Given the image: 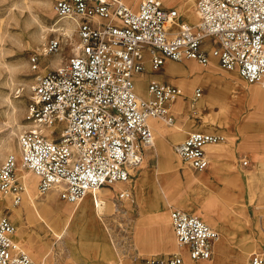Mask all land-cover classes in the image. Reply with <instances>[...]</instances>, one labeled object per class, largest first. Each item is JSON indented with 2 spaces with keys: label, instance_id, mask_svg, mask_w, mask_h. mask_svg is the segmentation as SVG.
Masks as SVG:
<instances>
[{
  "label": "built area",
  "instance_id": "obj_1",
  "mask_svg": "<svg viewBox=\"0 0 264 264\" xmlns=\"http://www.w3.org/2000/svg\"><path fill=\"white\" fill-rule=\"evenodd\" d=\"M196 9L199 24H190L164 0H55L58 21L74 24L76 41L65 62L36 76L28 104L31 128L19 136L21 164L38 176L40 194L61 187V197L76 203L90 189L115 188L132 179L145 163L146 146L154 142L150 119L172 124L173 103L184 96L180 86L156 79L148 81L147 97L138 95L137 78L160 71L168 60L208 65L215 58L264 87V0H197ZM64 40V32L51 38L31 57L32 69L40 68V56L59 53ZM201 95L196 88L192 101ZM226 141L223 134L195 130L176 151L187 167L203 172L210 167L207 145ZM18 166L14 153L0 166V195L10 196L14 205L26 193ZM114 194L117 203L133 201L129 189ZM3 213L0 264H36L15 242L16 227ZM168 215L178 246L192 260L213 256L219 235L214 227L173 204ZM145 262L185 264L180 252ZM247 264H264V245Z\"/></svg>",
  "mask_w": 264,
  "mask_h": 264
},
{
  "label": "rangeland",
  "instance_id": "obj_2",
  "mask_svg": "<svg viewBox=\"0 0 264 264\" xmlns=\"http://www.w3.org/2000/svg\"><path fill=\"white\" fill-rule=\"evenodd\" d=\"M189 1L164 0V4L194 24L184 11ZM54 3L0 0V166L10 153L17 155L20 134L31 128L28 104L36 76L65 62L73 52L74 24L58 21ZM192 5L193 0L194 11ZM69 25L72 36H65L61 51L40 56V68L33 70L31 57L43 52L51 38L64 32L60 28L66 30ZM152 73L184 91L173 103L174 121L157 120L155 146L147 151L143 167L127 183L98 189L102 202L100 206L90 202L92 213L78 212L86 199L71 203L52 189L40 194L38 176L26 169L19 175L26 177L24 181H36L37 189L23 193L19 205L10 196L0 195V213L11 218L15 240L36 264H147L148 257L176 252L182 254L185 264H247L252 252L264 245V87L225 69L215 58L208 65L193 59L168 60ZM139 83L145 90L146 80ZM196 88L202 89V95L192 101ZM236 91L246 96L234 104V117L225 118L219 104L231 102ZM194 130L227 137L225 143L211 146L212 163L203 173L187 167L176 151ZM162 140L166 149L161 147ZM232 178H238V186L228 189L225 183ZM116 189H129L133 201L115 202ZM168 202L192 211L218 231L210 259L192 261L187 250L178 246L166 211ZM229 216L231 222L226 221Z\"/></svg>",
  "mask_w": 264,
  "mask_h": 264
},
{
  "label": "bare ground",
  "instance_id": "obj_3",
  "mask_svg": "<svg viewBox=\"0 0 264 264\" xmlns=\"http://www.w3.org/2000/svg\"><path fill=\"white\" fill-rule=\"evenodd\" d=\"M190 2H192V0H190L189 2H187V3H185L184 4V11L186 12V13H188V17L190 18V20L194 23V24H199V21H200V18H199V14H198V11H197V9H196V3H195V1L193 0V4L194 5H192V6H194V11H192V7L190 6ZM181 15V14H180ZM181 17V16H180ZM70 23V22H69ZM71 31H72V26H67V29L65 30V28H64V33H65V36H72L71 35ZM58 63V62H57ZM60 64V63H59ZM58 64V65H59ZM57 65V66H58ZM181 83H186V82H181ZM192 83V82H191ZM137 89H138V91H140L141 93H144V88H143V85L141 84V83H138V85H137ZM256 91H253V93H255ZM235 94L233 95V97H234V99H232L231 100V102L229 101V103H223V104H219L220 105V107H221V115L223 116H225V118H232V117H234L233 115H232V112L234 111V109H236V106H234V104L235 103H239V97L241 98V96H246V94L243 92V91H236V92H234ZM258 94V93H257ZM139 95V94H138ZM139 96H142V95H139ZM143 97H147V96H143ZM264 97V96H263ZM222 100V99H221ZM213 104V103H212ZM240 104V103H239ZM263 107V106H262ZM229 121V120H228ZM150 125H151V128H152V130H153V134H154V142L151 144V145H148V146H146V148H145V159L147 158V151H149V150H151V149H153L154 148V146H155V126H154V123L155 122H157V120L156 119H150ZM179 128L181 129V130H183L184 131V129L182 128V127H180L179 126ZM158 131V135L159 136H161V138H166V135L161 131V129L159 130V129H157ZM169 132L171 133L172 132V130H169ZM213 145H216V144H213ZM208 146V152L210 151V155L211 154H214V153H212L213 152V150H212V147L211 146H209V145H207ZM161 147H162V149H166L167 148V145H166V143H165V141L164 140H162V143H161ZM9 150L10 151H12L13 149H11V147L9 146ZM217 154H219V153H217ZM18 158H20V152L17 150V155H16ZM212 156V155H211ZM4 157V154H1V158H3ZM180 157V156H179ZM24 167L22 166V164L20 163L19 164V166H18V173H20L21 175H23L24 174ZM34 176H36L37 177V175H35V174H33ZM238 178H239V175L237 176ZM26 178V177H25ZM25 178H23V179H25ZM28 178V177H27ZM237 178V179H238ZM22 179V180H23ZM37 179H38V177H37ZM237 179H234V178H232V179H228L227 180V182L225 183V185H226V187L228 188V189H230V188H233V187H235V186H238V181H236ZM24 181V180H23ZM25 182V184H26V191L27 192H29V191H32V192H34L35 191V189H37V183H36V181H24ZM120 183H123V182H120ZM116 185H119V183H116L115 184V186ZM34 190H33V189ZM100 189H112V188H110V187H103V188H100ZM52 190H55L56 192H59L60 190H61V187H55V188H53ZM51 190V191H52ZM38 191V190H37ZM95 194V195H94ZM2 196V195H1ZM3 197H5V196H3ZM100 196H99V191H98V189H96V190H93V189H90V190H88L87 191V193L85 194V196L82 198V199H80V200H85L86 199V202H84V204L82 205V206H80V208H78V212H81V213H83V214H85V213H87L88 211L89 212H91L92 213V208H91V206H90V202H94L95 204H97L98 206H100L101 205V202H102V200L99 198ZM80 200H78L76 203H78ZM31 201H35V200H31ZM35 204V202L33 203V205ZM96 213H97V215H99V217H102L100 214H99V210H96ZM226 221H230L231 222V218H230V216L228 217V219L226 220ZM233 223H235V222H233ZM70 225H71V223L70 222H68V224H67V227H70ZM235 225V224H234ZM15 235H16V231H15V233H14V235H13V237H14V240H15ZM15 242L19 245V243L15 240ZM190 257V256H189ZM192 261H197V260H192Z\"/></svg>",
  "mask_w": 264,
  "mask_h": 264
},
{
  "label": "crops",
  "instance_id": "obj_4",
  "mask_svg": "<svg viewBox=\"0 0 264 264\" xmlns=\"http://www.w3.org/2000/svg\"><path fill=\"white\" fill-rule=\"evenodd\" d=\"M168 7V6H167ZM171 8V7H170ZM181 17H182V15H181ZM182 19V18H181ZM183 21H185V19H182ZM186 22V21H185ZM167 63V62H166ZM148 74V77L146 78L145 77V75H147ZM146 80V83L148 84V81L150 80V79H156V80H158V81H161V82H168V81H165V80H162V79H160V78H158L155 74H153L152 72H148V73H146V74H144V75H141V76H139L138 78H137V83H139L141 80L143 81V80ZM169 83H173V82H169ZM147 84H146V86H147ZM173 84H176V83H173ZM177 85V84H176ZM179 86V85H178ZM143 96H147V92H146V88H145V90H144V93H143ZM174 104H175V102H174ZM156 124H157V122H155L154 123V126H156ZM195 131V130H194ZM191 131H189L188 133H187V135L190 133ZM187 137V136H186ZM185 137V138H186ZM209 146H213V145H209ZM208 146H207V152H208ZM208 155H209V152H208ZM210 156V155H209ZM211 163H212V159L210 158V165H211ZM210 169V167L207 169V170H209ZM207 170H205V171H207ZM205 171H203V172H205ZM203 172H201V173H203ZM197 173H200V172H197ZM116 186H120V185H116ZM115 186V187H116ZM169 204H173V203H171V202H168L167 203V206H166V211H167V213H168V205ZM173 205H175V204H173ZM176 206V205H175ZM178 207V206H177ZM180 208V207H179ZM183 209V208H182ZM168 217H169V215H168ZM172 227V226H171ZM173 230V229H172ZM248 263V262H247Z\"/></svg>",
  "mask_w": 264,
  "mask_h": 264
}]
</instances>
